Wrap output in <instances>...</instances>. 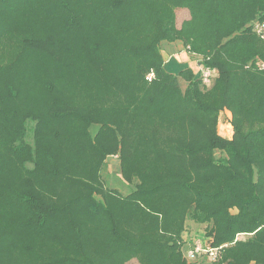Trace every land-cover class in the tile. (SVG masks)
<instances>
[{"label": "trees", "instance_id": "obj_1", "mask_svg": "<svg viewBox=\"0 0 264 264\" xmlns=\"http://www.w3.org/2000/svg\"><path fill=\"white\" fill-rule=\"evenodd\" d=\"M257 24L264 0H0V264H264ZM165 41L212 83L166 72ZM188 219L216 260L187 259Z\"/></svg>", "mask_w": 264, "mask_h": 264}, {"label": "rangeland", "instance_id": "obj_2", "mask_svg": "<svg viewBox=\"0 0 264 264\" xmlns=\"http://www.w3.org/2000/svg\"><path fill=\"white\" fill-rule=\"evenodd\" d=\"M177 15V25L180 26L181 22L187 18L185 11L179 10ZM184 49V44L180 41L163 42L161 44V54L164 60V69L166 72L173 75H178L182 70L191 69L198 77L200 75L198 58L191 56L187 53H180ZM185 89V85L183 86ZM98 127H92L91 132L94 135ZM217 133L221 138L232 140L234 135L233 126L231 124V114L228 111L220 113L217 125ZM221 155L217 152V157ZM221 157V156H220ZM219 157V158H220ZM102 179L105 185L112 190L117 191L123 196H128L136 188V181L126 182L122 176L121 160L118 155L112 156L108 159L105 168L102 171ZM233 213L236 209H233ZM186 231L183 235L185 242V249L189 244H192L197 239H202L206 233V226L200 225L190 219L185 222ZM187 241V242H186ZM127 264H139L137 260H132Z\"/></svg>", "mask_w": 264, "mask_h": 264}, {"label": "built area", "instance_id": "obj_3", "mask_svg": "<svg viewBox=\"0 0 264 264\" xmlns=\"http://www.w3.org/2000/svg\"><path fill=\"white\" fill-rule=\"evenodd\" d=\"M257 33L264 39V24H257L255 27ZM215 71L211 69L202 68V80L203 84L210 85L212 83ZM153 75L147 77L148 81H151ZM222 248V247H221ZM221 248H214L207 241L196 240L187 253L186 257L189 261L197 263L202 256L208 257L210 260H216L220 255Z\"/></svg>", "mask_w": 264, "mask_h": 264}, {"label": "crops", "instance_id": "obj_4", "mask_svg": "<svg viewBox=\"0 0 264 264\" xmlns=\"http://www.w3.org/2000/svg\"><path fill=\"white\" fill-rule=\"evenodd\" d=\"M181 54L182 53H187V54H189L188 52H187V50H186V48L184 47V49L180 52ZM190 55V54H189ZM192 56V55H191ZM195 57V56H194ZM198 58V57H197ZM200 59L198 58V65H199V70H200V75H201V73H202V66L200 65V61H199Z\"/></svg>", "mask_w": 264, "mask_h": 264}]
</instances>
